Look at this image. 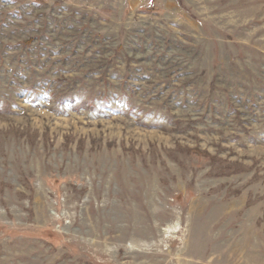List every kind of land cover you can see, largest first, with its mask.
<instances>
[{
	"label": "rangeland",
	"instance_id": "1",
	"mask_svg": "<svg viewBox=\"0 0 264 264\" xmlns=\"http://www.w3.org/2000/svg\"><path fill=\"white\" fill-rule=\"evenodd\" d=\"M0 264H264V0H0Z\"/></svg>",
	"mask_w": 264,
	"mask_h": 264
},
{
	"label": "bare ground",
	"instance_id": "2",
	"mask_svg": "<svg viewBox=\"0 0 264 264\" xmlns=\"http://www.w3.org/2000/svg\"><path fill=\"white\" fill-rule=\"evenodd\" d=\"M166 231V230H165Z\"/></svg>",
	"mask_w": 264,
	"mask_h": 264
}]
</instances>
